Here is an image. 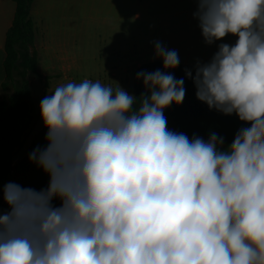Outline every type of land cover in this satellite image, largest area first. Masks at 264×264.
I'll return each instance as SVG.
<instances>
[{"label":"clouds","instance_id":"obj_1","mask_svg":"<svg viewBox=\"0 0 264 264\" xmlns=\"http://www.w3.org/2000/svg\"><path fill=\"white\" fill-rule=\"evenodd\" d=\"M193 2L205 44L236 40L185 77L156 40L163 70L136 74L139 97L85 78L40 101L46 146L29 160L49 183L0 189V264H264V0ZM185 78L210 110L248 125L231 143L168 128Z\"/></svg>","mask_w":264,"mask_h":264},{"label":"rangeland","instance_id":"obj_2","mask_svg":"<svg viewBox=\"0 0 264 264\" xmlns=\"http://www.w3.org/2000/svg\"><path fill=\"white\" fill-rule=\"evenodd\" d=\"M176 5V0L162 3L160 0H50L46 10H42L45 12L34 14L40 63L37 73H30L28 80L38 115L15 161L25 155L32 138L43 126L40 101L58 85L87 78L114 89L120 85L134 94L136 68L161 61L154 58L151 42L158 40L167 46L160 39V23L164 21L168 35H173L175 23L192 22L188 16L166 10ZM37 46L32 49L37 51ZM212 48L213 52L217 51V47ZM169 49L178 51L180 63L193 62L200 56L199 53L187 55L184 47ZM3 96L0 93V98Z\"/></svg>","mask_w":264,"mask_h":264},{"label":"trees","instance_id":"obj_3","mask_svg":"<svg viewBox=\"0 0 264 264\" xmlns=\"http://www.w3.org/2000/svg\"><path fill=\"white\" fill-rule=\"evenodd\" d=\"M15 3V14L12 26L6 34L3 63L5 80L0 86V189L9 182L36 190L48 186L49 176L34 163L29 154L37 147L46 146V128L44 125L32 138L27 152L15 161L17 151L22 147L24 138L37 118V111L28 75L37 73L39 60L32 49L35 41V24L30 15L34 0H11ZM193 65L182 64L170 70L177 78L185 77L184 69ZM163 70L161 61H154L138 66L134 72V95L139 97L145 91L142 80L136 79L139 71L152 72ZM186 96L182 105L173 104L164 110L168 128L183 132L191 138L194 134L208 138L215 132L225 139V145L232 142L236 132L248 126L238 117L224 115L199 101L195 96V87L191 80L185 78ZM139 107V98L134 108ZM54 203L59 206V201ZM9 206L0 193V211H8Z\"/></svg>","mask_w":264,"mask_h":264},{"label":"crops","instance_id":"obj_4","mask_svg":"<svg viewBox=\"0 0 264 264\" xmlns=\"http://www.w3.org/2000/svg\"><path fill=\"white\" fill-rule=\"evenodd\" d=\"M168 1L170 0H160L161 3ZM48 2H50V0H34V2L32 3L30 8V15L35 25L36 23L33 15L36 14V16H39L43 12H45L42 10L45 9ZM176 3H177L176 8L166 7V10L167 11L175 10L176 15L183 14L185 16H188V18L192 19L191 20L192 22L189 23L184 22L181 24L175 23L173 35H168L166 31V29H168V26L164 21L160 23V27H159L160 39L167 44L166 46L167 48L171 46H175L176 49L178 48V46L180 48L184 47L187 55L199 53L201 57L199 56L197 59L205 62L210 60L213 54L215 53L212 51L213 49L212 47H217L219 43L231 44L235 42L236 37L229 35L224 40L217 41L212 45L205 44L203 36L201 34V30L198 27V21L195 20L192 15V13L195 11L196 4L193 2V0H176ZM169 13L171 12L169 11ZM14 14H15V3L11 0H0V86L2 82L5 80V71H4L3 63L6 57V53H5L6 34L9 28L12 26ZM40 19L41 18H39V21L41 22ZM34 46H37L35 44V41H34ZM200 46H202L203 48L198 49V47ZM38 51L39 49L37 46V51L35 52L37 53L38 60L40 63V57ZM196 60L193 62H190L189 60H185L182 64L194 65ZM230 116L237 117L235 114Z\"/></svg>","mask_w":264,"mask_h":264}]
</instances>
